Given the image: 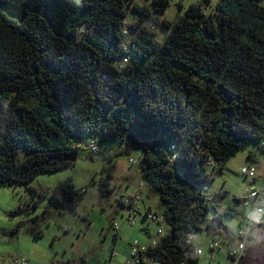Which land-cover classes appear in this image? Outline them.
<instances>
[{"label":"trees","instance_id":"1","mask_svg":"<svg viewBox=\"0 0 264 264\" xmlns=\"http://www.w3.org/2000/svg\"><path fill=\"white\" fill-rule=\"evenodd\" d=\"M169 4L0 0V187L36 191L33 178L74 164L67 157L83 136L137 146L169 226L142 254L199 264L187 234L229 238L224 219L239 214L209 199L210 169L249 143L264 156V0H217L213 14L211 0L178 2L174 22L162 17ZM144 19L169 29L162 43ZM247 159L256 162L251 151ZM81 196L71 180L52 190L63 205Z\"/></svg>","mask_w":264,"mask_h":264},{"label":"rangeland","instance_id":"2","mask_svg":"<svg viewBox=\"0 0 264 264\" xmlns=\"http://www.w3.org/2000/svg\"><path fill=\"white\" fill-rule=\"evenodd\" d=\"M143 1L138 0L140 4ZM199 1L169 0L170 4L162 17L174 22L183 14L178 2L185 9L191 3ZM216 1L211 0L206 12L214 13ZM138 19L140 17L137 14L131 16L129 13L127 16L128 22ZM142 24L153 30L158 43H162L169 32V29L147 19ZM91 139L99 142L97 152H91L85 146ZM82 140L83 142L77 141L80 147L76 149L77 159L73 165L41 173L30 181V186L36 191L22 184L0 187V229L3 231L0 233L1 255H23L30 259V264H125L131 259L130 248L133 242H151L145 228H149L159 238L157 229L160 225L147 220L146 209L152 205L156 211H161L162 203L159 195L151 191L142 177L140 148L133 146L126 150L125 143L102 142L98 136H83ZM249 151L255 155L256 162L247 159ZM131 160L136 162L131 163ZM250 164H254L259 171L264 169V156L254 143L247 144L243 150L229 156L222 171L210 169L214 178L210 180L209 192L213 193L214 200L218 202L222 198L221 205L236 204L240 211L236 216L225 217L224 223L228 229L238 222L240 214L252 212L249 209L251 206L238 205L235 197L241 196L247 186L254 185L259 189L263 187L260 178L250 183V177L241 173L242 166ZM104 171L111 173L114 187L110 191L105 190L100 183ZM67 180H71L75 188L82 191L81 198L74 206L63 205L52 197V190L60 182ZM142 183L144 199L138 206V212L133 215L132 210L119 209L117 199L133 194ZM129 212L132 213L134 226L129 225ZM212 213L210 211L209 215ZM252 215L255 214L252 212ZM252 218L256 219L254 216ZM115 222L122 226L121 229L114 228ZM163 227L165 230L169 229L167 222L163 223ZM218 235L221 237V250L215 253L217 260L209 261L208 244L210 240H214V235L205 231L197 233L195 243L204 251L199 256V264H226L230 261L225 249L232 246L234 241L227 243L225 235ZM246 246L247 256L245 255L243 264L264 253V226L250 233ZM2 264L8 263L4 260ZM139 264L156 263L144 257Z\"/></svg>","mask_w":264,"mask_h":264},{"label":"built area","instance_id":"3","mask_svg":"<svg viewBox=\"0 0 264 264\" xmlns=\"http://www.w3.org/2000/svg\"><path fill=\"white\" fill-rule=\"evenodd\" d=\"M90 147L92 152H97L98 150L97 144H91ZM132 162H136V160H131V163ZM241 173L250 177L251 183L255 182L258 178H260L263 181V187L259 189L256 188L254 185L247 186L246 189L244 190V193L241 196H236L240 199V202L241 204H243V206H250L252 200H257L258 204L252 208L254 213L257 214V217H255L256 219H254L252 218V216L248 215L247 217H243L237 223L233 224L232 228L230 229L231 234L229 238L226 237L228 238L227 243H231L232 241H234L232 246H229L227 249H225V254L228 256L230 260L226 264H240L242 258L247 253L246 245L250 233L253 232L254 229L261 228L262 226H264V172L260 174L258 172V168L254 164H250L248 166H242ZM143 186L144 185L142 183L136 192H134L129 196L123 197L121 200L123 205L132 208L133 215L138 212L137 211L138 206L139 204H141ZM208 194H209V199H212L213 194L210 192H208ZM131 215L128 218V220H129V224L133 225L134 221L132 220ZM146 217L147 219L153 220L158 225H160L157 229V234L159 235V238L156 235L153 236L151 238L150 246L148 247L141 246L137 241L133 242L130 248L131 259L127 260L125 264L142 263L143 262V259L141 258L142 253L146 252L149 247L157 246L160 240L168 233V231L165 230L163 227V223L166 222V218L163 213L149 211L147 212ZM114 227L118 229L119 223L115 222ZM196 235L197 234L193 232H189L186 237V244L188 246H193L194 252L198 255H201L203 249L201 247L194 245V240ZM213 237L214 240H211L208 244V250L211 261H215L216 259L215 253L221 250L220 242H219V239L221 237L219 235ZM236 240L237 243L235 244ZM188 254L189 252L186 251V255ZM148 259L151 260L153 263L160 264L159 261L154 260L151 257H148ZM2 261H3V256L0 254V264H2ZM6 262L8 264H30L29 258L23 255L10 256Z\"/></svg>","mask_w":264,"mask_h":264},{"label":"crops","instance_id":"4","mask_svg":"<svg viewBox=\"0 0 264 264\" xmlns=\"http://www.w3.org/2000/svg\"><path fill=\"white\" fill-rule=\"evenodd\" d=\"M258 172L260 173V174H262L263 172H264V169H261L260 171H259V169H258ZM250 183H251V179H250ZM209 190H210V188H209ZM213 192H215V191H213ZM211 193V192H210ZM221 193H223V192H221ZM213 194V193H212ZM129 195H131V194H129ZM226 195V194H225ZM123 197H125V196H122V197H120L119 199H117V201H118V205H119V209H121V210H132V208H129V207H126L125 205H123L122 204V202H121V200H122V198ZM144 197V194H143V192H142V203H143V198ZM222 201H223V199L221 198L218 202H220V204L222 203ZM258 204V201L257 200H252L251 201V208H249V209H251L252 210V208L255 206V205H257ZM227 205V204H226ZM224 207V205H222V207H221V209ZM149 211H152V212H159V213H163V208H162V210L161 211H156L155 210V208H153L152 207V205H149V207L146 209V212H149ZM145 212V211H144ZM240 212V211H239ZM252 212L254 213V211L252 210ZM252 212H244V215H241L240 214V216L238 217V219H237V221H239L240 219H242L243 217H245V216H247V215H250V216H254V217H257V214L256 213H254L255 215H252ZM130 215H131V212H129V214H128V218L130 217ZM147 218V217H146ZM147 220H149V219H147ZM150 221V220H149ZM237 223V222H236ZM157 224V223H156ZM235 224V223H234ZM130 225V224H129ZM135 224H133V226H134ZM121 227L122 226H120V224H119V228L118 229H116L115 227V229L116 230H119V229H121ZM167 231L169 230V229H166ZM259 230V229H258ZM145 231H146V233H147V235H148V237L150 238V241H151V238L153 237V236H155V234H153L152 232H151V230L149 229V228H145ZM116 233H118V232H116ZM118 237V236H117ZM196 237V236H195ZM214 238V237H213ZM141 246H146V247H148V246H150V242L149 243H146V242H140L139 240H136ZM211 241V240H210ZM194 245L195 246H198V247H200L199 245H197L196 243H195V240H194ZM204 253V251L202 252V254ZM3 256V255H2ZM10 256H7V257H5V256H3V261L4 260H6L7 261V259L9 258ZM144 257H147V256H145V254L143 255H141V258L143 259ZM30 260V259H29ZM215 260H217V258L215 259ZM209 261H211L210 259H209Z\"/></svg>","mask_w":264,"mask_h":264},{"label":"water","instance_id":"5","mask_svg":"<svg viewBox=\"0 0 264 264\" xmlns=\"http://www.w3.org/2000/svg\"><path fill=\"white\" fill-rule=\"evenodd\" d=\"M68 160L75 162L77 159V151L70 152ZM247 264H264V253L253 257Z\"/></svg>","mask_w":264,"mask_h":264},{"label":"flooded vegetation","instance_id":"6","mask_svg":"<svg viewBox=\"0 0 264 264\" xmlns=\"http://www.w3.org/2000/svg\"><path fill=\"white\" fill-rule=\"evenodd\" d=\"M101 178V177H100ZM247 256V255H246ZM246 256H244V257H246ZM245 258H243V260H244ZM243 260L240 262V264H243Z\"/></svg>","mask_w":264,"mask_h":264}]
</instances>
